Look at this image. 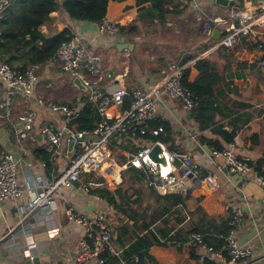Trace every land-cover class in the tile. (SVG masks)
Segmentation results:
<instances>
[{"label":"crops","instance_id":"obj_1","mask_svg":"<svg viewBox=\"0 0 264 264\" xmlns=\"http://www.w3.org/2000/svg\"><path fill=\"white\" fill-rule=\"evenodd\" d=\"M238 2L239 0L233 1L225 7L217 4L215 0H175L171 5L174 12L166 21L153 23L137 19L132 0L113 1L105 18L120 24L121 32L117 35L101 34L97 22L70 19L62 10L53 12L51 20L43 24L40 30L50 36L69 28L73 35H79L89 43L91 51L102 59L105 74L102 86L107 92L119 81L129 89H149L166 75L174 60L180 62L192 56L193 59L187 67L202 58L210 57L215 60L231 87L247 91L254 88L255 94L246 97L224 86L227 93L225 103L234 111L240 108L238 113L242 114V118L250 114L249 123L241 127L234 137V152L257 161L264 154V69L260 65V61L264 59V28H257L251 35L241 36L235 46L227 48L232 53L230 56L224 57L217 53V43L236 25L237 13H256L258 0L248 7L246 3L243 8H238ZM210 17L219 19L217 23H212L213 30L217 29L220 33L219 39L203 33V25ZM145 35H149L150 40L146 41ZM254 65L261 68L262 74ZM62 73L60 63L55 60L40 64L37 92L63 103H84L83 97L87 94L79 96L77 92L87 91L77 86V91L68 85L63 94L55 93L53 86L59 83L57 78ZM240 103H247L248 106L241 108ZM157 106L158 113L153 122H166L170 126L168 132L163 129L160 142L170 152L190 155L199 167L198 175L187 180L188 198L184 206H181L185 220L180 227L202 225L203 214L212 218L210 228L221 226L229 220L230 206L237 205L243 215V224L236 232L237 240L241 245L250 246L254 255L247 261L231 264H264V182L259 181L252 172H231L224 157L211 156L212 148L201 142V135L209 137L213 133L211 130H199L192 113L181 100L172 99L163 92L157 100ZM27 110L36 113L35 127L27 137L19 139L17 131L24 124L23 114ZM222 122L226 124V129H231L230 119ZM46 123H53L57 128L64 125L62 115L40 106L34 96L15 99L12 120L0 117V157L4 151H8L18 159L16 178L24 190L21 197L0 203V264H25L28 260L21 251V245H26L27 242L26 232L23 231L27 224H30L33 238L38 243L36 252L40 264H51L54 261L76 264L73 260L79 253L77 241L84 235V229L78 222L68 219L66 209L69 206L82 215L94 214L100 208L106 209L108 223L117 235L124 222H128L124 219V214H121L123 220L117 226L113 205L93 190L85 191L79 183L62 188L54 197L51 209L37 210L25 218V211L31 204L35 181L42 177H57L69 163L68 138L64 139L58 152L47 150L46 141L40 134L41 127ZM213 136L214 139L218 138L214 134ZM228 144L229 142L225 143V147ZM150 145L152 144L146 146ZM141 147L143 146L137 141L129 144L122 141L116 151L127 157L137 153ZM126 161L127 158L124 162ZM175 163L180 165L179 160ZM208 175L215 177L217 187L211 186ZM93 178L92 175L87 177ZM105 186L114 191L118 184L106 182ZM134 197L135 194L132 195ZM154 201L147 208L148 215H153L160 208ZM146 206L142 209H146ZM198 208L202 212L196 213ZM135 209L141 210V207ZM206 220L210 221L208 218ZM143 222V219L139 220L137 225ZM161 226V221H158L151 228L157 229ZM129 228L136 229L131 222ZM208 228L204 226V230L209 231ZM13 229L15 232L7 236ZM116 246L125 248L118 241ZM199 252L207 253L203 248ZM217 252L221 255L216 256L219 264H230L223 248ZM192 253L191 242L155 244L150 248L149 256L145 257L144 264H202L192 258ZM96 262L94 259L92 263L86 264Z\"/></svg>","mask_w":264,"mask_h":264},{"label":"built area","instance_id":"obj_2","mask_svg":"<svg viewBox=\"0 0 264 264\" xmlns=\"http://www.w3.org/2000/svg\"><path fill=\"white\" fill-rule=\"evenodd\" d=\"M10 6L11 0H0V40L3 35L1 24ZM218 20L207 18L203 25V33L208 37H214L212 23H217ZM97 26L101 34L117 35L121 32L120 24L107 18L98 21ZM260 27L264 28V0H258L257 10L253 15L250 12L237 13V24L219 39L217 47L231 48L238 43L241 36L251 35ZM52 60L59 62L64 72L74 78L78 77L87 86L88 101L96 105L101 119L92 131L71 128V123L80 117L85 103L68 104L46 98L37 92L40 64L28 65L23 69L13 68L0 55V117L12 120L15 99L34 96L40 106L62 115L63 118L62 128H57L53 123H46L41 127L40 134L46 141L47 150L52 153L58 152L65 138H68L69 142L73 141V144L68 146L69 163L64 171L53 179L42 177L35 181L31 204L25 211V218L37 210L51 209L54 197L62 188L79 183L85 191L90 192L105 186L106 182L119 185L123 181L122 172L131 166L141 169L146 175L145 184L154 187L160 194L173 192L188 194L187 180L196 177L199 172L198 164L190 155L170 152L162 142L157 141L164 152L165 150L168 152L165 156L171 166L166 172L163 171L162 164L155 163L150 158L152 145L141 147L137 153L127 155V161L124 163H120L114 155L122 141L129 144L148 132L158 135L163 131V127L153 129L150 126L151 121L157 116V100L163 92L172 99L181 100L191 113L200 105L191 89L183 83L186 65L179 62L171 63L166 75L149 89L139 87L129 89L119 81L107 92L102 86L105 77L102 59L91 51L89 43L79 35H74L62 43ZM260 65L264 66V59L260 61ZM35 117L36 113L33 110L24 111V124L17 131L19 139L27 137L34 129ZM234 148V141H231L224 149L212 150L211 156L224 157L231 172H252L257 175L259 181L264 182V176L251 166L252 159L239 156L234 152ZM176 160L180 161L179 166L175 163ZM17 167L18 159L12 153L4 151L0 157V203L7 199H17L24 192L16 178ZM89 175L94 178L87 179ZM95 177L102 180H94ZM207 179L211 186H218L213 175H208ZM262 205L264 206V198ZM229 211V230L222 235L226 259L230 264L247 261L253 257L254 250L250 246L241 245L236 237L237 230L243 224L242 212L237 205H231ZM66 214L69 220L78 222L84 229V235L77 241L79 253L73 263H92L94 259L97 260L99 254L108 251L117 258V264H138L137 255L131 263L124 256L125 248L116 246L117 234L108 223L106 209L100 208L94 214L82 215L69 206ZM23 231L26 232L27 238L26 245L25 243L21 245L23 257L33 264H40L36 252L38 243L33 238L30 224L23 227ZM14 232V229L10 230L7 236ZM191 240L201 244L207 253L213 251L212 247L203 242L200 233H193ZM215 255L221 256L217 251ZM205 257L206 253L201 254V260ZM51 264L64 263L54 261ZM96 264H103V260L98 259Z\"/></svg>","mask_w":264,"mask_h":264},{"label":"trees","instance_id":"obj_3","mask_svg":"<svg viewBox=\"0 0 264 264\" xmlns=\"http://www.w3.org/2000/svg\"><path fill=\"white\" fill-rule=\"evenodd\" d=\"M113 1L122 2L125 0H11V6L1 24L3 35L0 40V55L13 68L23 69L28 65L46 63L53 59L56 50L62 43L74 36L69 28L50 36L41 32L40 27L51 20L53 12L62 10L70 19L98 22L106 17L110 3ZM255 1L239 0L236 5L238 8H243L247 3L248 7ZM132 2L139 20H149L153 23L165 22L167 17L174 12L171 5L175 0H132ZM217 53L224 57L232 54L224 46H220ZM192 59V56L186 57L179 62L186 65L183 83L191 89L200 104L192 111V116L201 132L211 130L218 137L214 139L213 134L209 137L203 134L201 142L208 144L212 150L224 149L225 143L233 141L237 131L247 125L250 120V114L242 118V114L238 113L240 108L234 111L225 103L227 93L224 86H227L230 91L246 97L255 94L254 88L247 91L243 88L231 87V83H227L223 72L218 69L216 61L210 57L199 59L194 65L187 67ZM255 67L262 74L261 68L258 65H254ZM83 101L85 104L81 115L71 123L70 127L79 131H92L101 119L100 114L96 105L88 101L86 96L83 97ZM246 106H248L247 103H240L241 108ZM226 119H230V130L226 129V124L221 123ZM150 126L153 129L163 127L164 132L170 131V126L166 122L151 121ZM161 133L155 135L148 132L137 137L134 141L143 147L147 144L153 145L160 141ZM117 153H114L116 157L119 155ZM126 158L121 156L118 160L123 163ZM251 166L264 176V154L257 161H252ZM126 173H130L129 177H126ZM123 174V181L116 190L112 191L106 186H101L94 189L93 192L113 205L116 214L121 217V221L123 220L121 214H124V219H127L128 222H124L119 229L116 241L125 247L124 256L129 262L133 263L134 256L137 255L139 257L138 264H144L145 257L149 256V250L155 244L169 245L191 242L192 258L202 264H219L215 252L222 251L225 245L222 235L229 230V220L221 226L210 228V223L213 220L203 214L202 225L191 228L180 227V224L185 220L181 206H184L188 195L179 192L160 194L152 186L150 187L152 198L160 205V208L153 215H148V206L146 209H135L143 203L139 185L144 183L145 173L141 169L131 166ZM94 180H99V178ZM128 183L134 184L133 189L136 195L134 198L129 193ZM195 212H202V209L198 208ZM207 218L210 221L206 220ZM142 219L144 220L143 224L138 226L137 222ZM158 221H161L162 226L152 229L151 226ZM130 222L136 229L129 228ZM204 226H208L209 231L204 230ZM193 233H200L203 242L213 248V251L206 253L203 260H201L199 252L202 249L201 244L191 240ZM126 243H128L127 246ZM98 259L103 260V264H117V258L110 255L108 251L99 254Z\"/></svg>","mask_w":264,"mask_h":264},{"label":"rangeland","instance_id":"obj_4","mask_svg":"<svg viewBox=\"0 0 264 264\" xmlns=\"http://www.w3.org/2000/svg\"><path fill=\"white\" fill-rule=\"evenodd\" d=\"M144 39H145L146 41L150 40L149 35H145V36H144ZM174 61L177 62V60H174ZM73 80H74V77H73V76L71 77V74L66 73V72L63 71V73L60 74V76L57 78V81H58L59 83H57L56 85L53 86V89H54L55 93L61 95V94H63L64 92H66V90L68 89L69 86H70L72 89H74V90L77 91L76 86H74V84H73ZM68 85H69V86H68ZM77 94H78L79 96H81V95H86V94H88V93H87V92H84V93H83L82 91H78ZM86 96H87V95H86ZM117 154H119V153H117ZM118 156H119V158H121L122 155L119 154ZM163 170H164V169H163ZM125 171H126V170H124V171L122 172V178H124V174H123V173H124ZM129 174H130V173H126V177H129ZM128 186L130 187V189H129V193H130V195H134V189H133L134 184L128 183ZM110 187H111V186H110ZM118 187H119V185L116 187V189H117ZM139 189H140V191H141V194L143 195V198H142L143 203H142L141 205L137 206V208L141 207V209H142V208H144L146 205L149 206V205H150V202H151V201H154L155 199L152 198V195H151V192H150V187L147 186V185L145 184V182L139 185ZM157 191H158V190H157ZM154 202H155V201H154ZM115 218H116V222H118L117 226H119V224L122 222V221H121V217H119L117 214H115ZM115 227H116V226H115ZM189 228H190V227H189Z\"/></svg>","mask_w":264,"mask_h":264},{"label":"water","instance_id":"obj_5","mask_svg":"<svg viewBox=\"0 0 264 264\" xmlns=\"http://www.w3.org/2000/svg\"><path fill=\"white\" fill-rule=\"evenodd\" d=\"M215 1L217 4H219L221 6L228 7L233 1H237V0H215ZM236 24H237V22H236ZM214 37L217 39L220 38V33L217 29L214 30ZM262 69H264V66H262ZM73 84L75 86H77L79 89L87 91V86H85L83 84V82L78 77L74 78ZM69 144L70 145L73 144V141L71 140L69 142ZM149 156L155 163L163 164V165L168 164L167 158L165 156V152H164V150H163V148L159 142H155L152 145V149L149 153ZM25 264H33V263L30 260H26Z\"/></svg>","mask_w":264,"mask_h":264},{"label":"bare ground","instance_id":"obj_6","mask_svg":"<svg viewBox=\"0 0 264 264\" xmlns=\"http://www.w3.org/2000/svg\"><path fill=\"white\" fill-rule=\"evenodd\" d=\"M165 154L168 155L167 150H165ZM170 166H171L170 161L168 162L167 165H163V164H162V168L164 169L163 171L166 172V171L169 169Z\"/></svg>","mask_w":264,"mask_h":264}]
</instances>
